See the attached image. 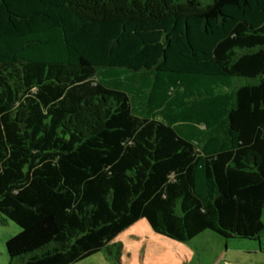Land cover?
<instances>
[{
	"label": "trees",
	"instance_id": "trees-1",
	"mask_svg": "<svg viewBox=\"0 0 264 264\" xmlns=\"http://www.w3.org/2000/svg\"><path fill=\"white\" fill-rule=\"evenodd\" d=\"M264 0H0L6 264H71L144 219L264 233Z\"/></svg>",
	"mask_w": 264,
	"mask_h": 264
},
{
	"label": "crops",
	"instance_id": "crops-1",
	"mask_svg": "<svg viewBox=\"0 0 264 264\" xmlns=\"http://www.w3.org/2000/svg\"><path fill=\"white\" fill-rule=\"evenodd\" d=\"M263 215V214H262ZM264 223V220H262ZM145 220L140 219L134 224L126 228L121 233H129L130 230L134 228L135 232L138 228L139 230H145L150 235L153 231H148L149 225H145ZM147 223V222H146ZM148 224V223H147ZM139 226V227H138ZM147 226V227H146ZM151 228V227H150ZM151 230V229H149ZM134 232V231H133ZM154 232V231H153ZM119 233V234H121ZM156 233V232H155ZM118 234V235H119ZM131 234V233H129ZM152 235V233H151ZM135 241H134V239ZM152 237V236H150ZM128 238L125 241V244L128 243V248L132 256H130L129 263L133 262L134 264H224V257L232 250V246L235 245L233 238L225 239L221 236L215 234V232L210 230H203L198 235L194 236L188 241L182 242L181 244H175L178 248V253L169 252L167 256H164L162 253L160 255V250L158 244L149 243L146 241L143 248L139 249L140 240L139 237L134 235L125 236L124 239ZM132 238V239H131ZM240 242V241H239ZM170 241H166V246H170ZM243 253L253 256L261 254L264 256V247L263 244H252L249 241L241 243ZM126 251V246H123ZM247 259V258H246ZM233 264H240L238 261Z\"/></svg>",
	"mask_w": 264,
	"mask_h": 264
},
{
	"label": "rangeland",
	"instance_id": "rangeland-1",
	"mask_svg": "<svg viewBox=\"0 0 264 264\" xmlns=\"http://www.w3.org/2000/svg\"><path fill=\"white\" fill-rule=\"evenodd\" d=\"M262 220H264V210H263V215H262ZM145 225L148 226V224L145 222ZM146 226V227H147ZM139 227V226H138ZM148 231L151 229L150 227L147 228ZM131 234L129 233H121L117 235L109 244L111 246L112 243H121V249H120V254L119 259L116 260L114 259L113 256L108 255L109 253L105 248H102L101 250L95 252L94 254H91L77 262L71 263V264H130L129 263V255L132 256V253H130L129 248H128V243L125 244V241L128 239H124L125 236L129 235H134L135 237H139L140 240V248H143L144 243L149 242L153 244H158L159 250H160V255L161 253L164 256H167L169 252H176L178 253V248L176 247L175 244H181L182 242H179L177 240L174 241V239H171L169 237H166L162 234L151 232L150 235L146 232L145 230H139L138 228L136 229L137 231L135 232L134 228L129 229ZM134 231V232H133ZM18 232V227L15 225L12 221L10 220H1L0 218V264H6L8 257L5 249V241L7 238L10 236L16 234ZM152 236V237H150ZM132 239V238H131ZM134 239V237H133ZM235 241V245L232 246V250L228 252V254L224 257V263L226 264H233L234 262H239L240 264H264V256L261 254H257V256H253L252 254L247 255L243 253L244 251L242 250V245L241 243L248 241L245 239H240V238H233ZM260 243L263 244L264 247V233L260 236L259 238ZM135 241V239H134ZM166 241H170L171 244L170 246H166ZM240 241V242H239ZM252 244H257V242L249 241ZM123 246H126V251L124 250ZM247 258V259H246ZM131 264H134L131 262Z\"/></svg>",
	"mask_w": 264,
	"mask_h": 264
},
{
	"label": "built area",
	"instance_id": "built-area-1",
	"mask_svg": "<svg viewBox=\"0 0 264 264\" xmlns=\"http://www.w3.org/2000/svg\"><path fill=\"white\" fill-rule=\"evenodd\" d=\"M224 264H226V263H224Z\"/></svg>",
	"mask_w": 264,
	"mask_h": 264
}]
</instances>
